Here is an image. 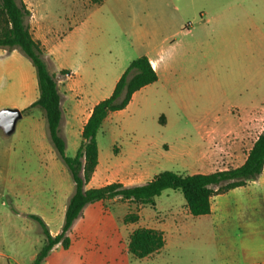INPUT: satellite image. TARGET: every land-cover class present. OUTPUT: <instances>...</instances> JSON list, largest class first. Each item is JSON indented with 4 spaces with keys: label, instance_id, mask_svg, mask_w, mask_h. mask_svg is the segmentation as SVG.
I'll use <instances>...</instances> for the list:
<instances>
[{
    "label": "crops",
    "instance_id": "obj_1",
    "mask_svg": "<svg viewBox=\"0 0 264 264\" xmlns=\"http://www.w3.org/2000/svg\"><path fill=\"white\" fill-rule=\"evenodd\" d=\"M86 4L89 8H104L106 15L94 20V10L88 11L80 20L73 19L64 33L41 28L40 37L32 35L50 57V73L57 77L62 113L60 135L65 143L68 132L75 130V135L80 136L92 108L111 96L128 64L145 57L157 81L135 92L123 110L109 113L99 131L113 134L123 125L126 112L129 123L141 128L147 109H182L195 131L192 144L201 163L197 172L188 175H208L240 167L264 131L263 127L258 132L264 120V0H101L98 4ZM60 71L66 74L61 75ZM37 98L38 94L33 95L16 109L23 123L17 133L15 128L12 139L0 137V187L4 189L17 182L11 179L12 166L18 162L20 143L26 138L33 149L36 146L38 151L42 150L41 156L49 167H56L58 157L48 139L43 113L36 107L29 108ZM26 127L28 133L24 136ZM135 152L147 158L150 150L145 147ZM152 166L146 162L123 176L146 178L140 184L118 182L126 187L142 185L157 175L150 174ZM98 167L99 155L91 181ZM99 181L102 187L116 179ZM258 184L262 194L264 169L245 187L211 198L210 214L205 217L213 232H221L227 222L239 221L226 220L232 205L229 196L236 209L257 207L259 203L253 200L260 193L249 197L245 192ZM72 193L61 199L63 218ZM56 233L50 232L52 236ZM234 241L223 247L226 258L239 250ZM250 253L258 255L259 251Z\"/></svg>",
    "mask_w": 264,
    "mask_h": 264
},
{
    "label": "rangeland",
    "instance_id": "obj_2",
    "mask_svg": "<svg viewBox=\"0 0 264 264\" xmlns=\"http://www.w3.org/2000/svg\"><path fill=\"white\" fill-rule=\"evenodd\" d=\"M19 1L30 12L27 23L34 37H40L41 28L44 31L54 28L59 34L64 33L73 19L80 20L88 11L94 10V20L103 19L106 15L104 8H89L86 1L92 3L91 0ZM44 59L51 72L52 62L46 53ZM252 66L250 62V70ZM35 94H38V90L30 60L18 49H0V110L18 109ZM128 114L126 112L122 116L123 125L113 134L98 132L99 167L97 175L86 188L100 187L99 180L103 178L140 184L146 178L124 179L123 176L146 162L153 165L150 174L170 171L188 175L197 172L201 163L192 144L195 131L189 115L182 109H147L141 128L129 123ZM160 117L164 118V124L160 123ZM22 123V120L18 122L16 133ZM263 124L264 120L258 132L262 131ZM75 132L73 130L66 134L65 154L69 158L75 155L81 142V137L76 136ZM14 133L11 136L0 133V137L10 141ZM27 133L26 127L24 136ZM31 144L28 138L20 143L19 160L11 171V179L17 181L15 186L8 189L0 187V264L32 262L45 239L40 226L29 215L40 217L48 231L58 233L63 223L61 199L74 189L64 164L57 159L56 167H49L41 156L42 150L38 151L36 146L33 149ZM145 147L150 150L147 158L135 152ZM260 189L261 184H258L245 193L251 197L260 193ZM12 190L21 191L12 195ZM263 196L264 192L254 196L253 202L259 203L257 207L244 206L241 209L234 207L232 196H229L232 205L226 220L238 218L239 221L243 220V225L239 221L235 224L227 222L228 225L221 232H213L205 216L191 217L182 195L177 191H164L154 199L153 207L120 199L88 204L67 234L69 248L64 250L57 245L43 264H264ZM131 214L137 217V221L125 223L124 218ZM137 228L162 232L164 247L148 258H133L127 252V240ZM217 233H220L217 236H229L222 239L214 235ZM232 240H235L234 246L239 250L226 258L223 247L231 246ZM240 247L244 250H240ZM252 251H259V254L252 255Z\"/></svg>",
    "mask_w": 264,
    "mask_h": 264
},
{
    "label": "trees",
    "instance_id": "obj_3",
    "mask_svg": "<svg viewBox=\"0 0 264 264\" xmlns=\"http://www.w3.org/2000/svg\"><path fill=\"white\" fill-rule=\"evenodd\" d=\"M91 1L98 4L101 0ZM29 17L30 12L21 1L0 0V49L8 51L18 49L30 60L35 72L38 98L29 108L36 107L42 111L50 144L69 172L74 187L67 201L62 226L55 236L50 234L40 217L29 215L30 219L38 223L45 239L30 264H43L50 251L57 245L64 250L69 248L70 239L67 234L88 204L120 199L153 207L155 198L164 191L171 190L182 195L191 217L207 216L210 214L212 197L245 187L261 175L264 169V131L253 143L244 163L235 169L208 175L164 171L142 185L126 187L113 182L99 188H86L98 165L96 136L107 115L123 110L135 92L157 81V75L147 58L132 60L117 81L111 96L92 108L80 134V145L75 155L69 158L65 154L66 143L60 135L62 113L57 79L49 71L41 43L35 40L30 32L27 23ZM60 74L65 75L66 72L60 71ZM159 121L163 123L162 117ZM136 221L137 217L132 214L124 218L125 223ZM163 246L162 232L154 229L137 228L129 234L127 240V252L138 260L152 256Z\"/></svg>",
    "mask_w": 264,
    "mask_h": 264
},
{
    "label": "water",
    "instance_id": "obj_4",
    "mask_svg": "<svg viewBox=\"0 0 264 264\" xmlns=\"http://www.w3.org/2000/svg\"><path fill=\"white\" fill-rule=\"evenodd\" d=\"M21 117L20 111L16 109L0 110V131L4 136H11L15 132L16 124Z\"/></svg>",
    "mask_w": 264,
    "mask_h": 264
}]
</instances>
